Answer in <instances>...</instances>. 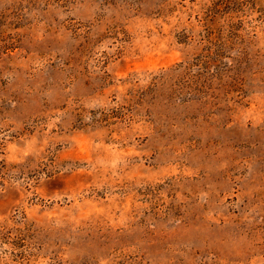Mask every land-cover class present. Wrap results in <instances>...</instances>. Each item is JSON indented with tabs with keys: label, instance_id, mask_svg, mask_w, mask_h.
<instances>
[{
	"label": "rangeland",
	"instance_id": "374dc122",
	"mask_svg": "<svg viewBox=\"0 0 264 264\" xmlns=\"http://www.w3.org/2000/svg\"><path fill=\"white\" fill-rule=\"evenodd\" d=\"M218 47L205 92L150 90ZM19 213L30 254L0 240V264H264V0H0V224Z\"/></svg>",
	"mask_w": 264,
	"mask_h": 264
},
{
	"label": "trees",
	"instance_id": "16d2710c",
	"mask_svg": "<svg viewBox=\"0 0 264 264\" xmlns=\"http://www.w3.org/2000/svg\"><path fill=\"white\" fill-rule=\"evenodd\" d=\"M219 49L220 47L213 51L209 50L205 54H199L194 60L182 61L170 69L159 71L151 77L150 90L159 92V90L167 89L169 90L168 98H176L184 94L188 83H192L195 84L197 91L205 92L207 78L219 75L226 66V63L220 61ZM212 65H214V71L211 70ZM138 92L141 95L145 93L141 90ZM111 110L112 113L124 115L119 108L114 107ZM18 216L13 218V222L20 226L8 227L7 224H0V240L11 244V253L14 257L26 258L30 254L27 240L33 226L24 213H19Z\"/></svg>",
	"mask_w": 264,
	"mask_h": 264
},
{
	"label": "bare ground",
	"instance_id": "6f19581e",
	"mask_svg": "<svg viewBox=\"0 0 264 264\" xmlns=\"http://www.w3.org/2000/svg\"><path fill=\"white\" fill-rule=\"evenodd\" d=\"M155 228V227H154Z\"/></svg>",
	"mask_w": 264,
	"mask_h": 264
}]
</instances>
